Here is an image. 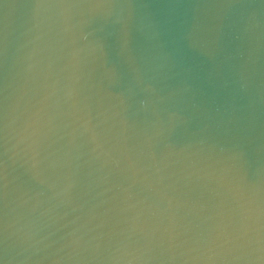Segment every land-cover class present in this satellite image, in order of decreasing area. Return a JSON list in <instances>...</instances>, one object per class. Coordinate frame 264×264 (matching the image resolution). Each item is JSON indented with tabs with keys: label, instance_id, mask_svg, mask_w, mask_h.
Masks as SVG:
<instances>
[{
	"label": "water",
	"instance_id": "95a60500",
	"mask_svg": "<svg viewBox=\"0 0 264 264\" xmlns=\"http://www.w3.org/2000/svg\"><path fill=\"white\" fill-rule=\"evenodd\" d=\"M0 264H264V0H0Z\"/></svg>",
	"mask_w": 264,
	"mask_h": 264
}]
</instances>
